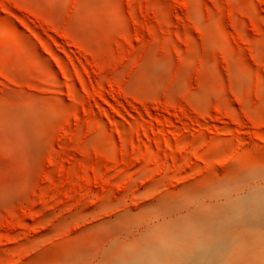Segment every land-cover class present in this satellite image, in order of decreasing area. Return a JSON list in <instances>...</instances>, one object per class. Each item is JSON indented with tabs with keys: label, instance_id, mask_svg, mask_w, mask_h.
Returning <instances> with one entry per match:
<instances>
[{
	"label": "rangeland",
	"instance_id": "374dc122",
	"mask_svg": "<svg viewBox=\"0 0 264 264\" xmlns=\"http://www.w3.org/2000/svg\"><path fill=\"white\" fill-rule=\"evenodd\" d=\"M0 264H264V0H0Z\"/></svg>",
	"mask_w": 264,
	"mask_h": 264
}]
</instances>
